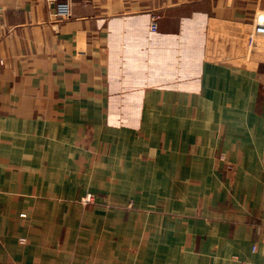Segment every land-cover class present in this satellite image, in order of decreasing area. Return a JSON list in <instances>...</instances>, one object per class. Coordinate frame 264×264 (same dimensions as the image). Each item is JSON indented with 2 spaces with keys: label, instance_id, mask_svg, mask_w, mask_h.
Listing matches in <instances>:
<instances>
[{
  "label": "crops",
  "instance_id": "1",
  "mask_svg": "<svg viewBox=\"0 0 264 264\" xmlns=\"http://www.w3.org/2000/svg\"><path fill=\"white\" fill-rule=\"evenodd\" d=\"M58 1L0 0V264H264V0Z\"/></svg>",
  "mask_w": 264,
  "mask_h": 264
},
{
  "label": "built area",
  "instance_id": "2",
  "mask_svg": "<svg viewBox=\"0 0 264 264\" xmlns=\"http://www.w3.org/2000/svg\"><path fill=\"white\" fill-rule=\"evenodd\" d=\"M47 1L49 4L54 6V12H53L54 16H58L60 18L69 16L70 14L69 5L66 2H59L58 0H47ZM155 27H156L155 23L152 22L151 28L155 29ZM82 201L85 203H92L94 201L93 196L87 194L82 198Z\"/></svg>",
  "mask_w": 264,
  "mask_h": 264
}]
</instances>
